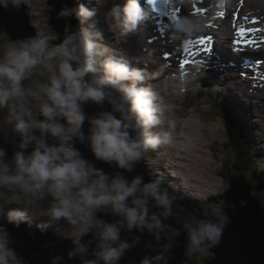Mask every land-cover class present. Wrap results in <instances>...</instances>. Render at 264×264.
Returning a JSON list of instances; mask_svg holds the SVG:
<instances>
[{
	"label": "clouds",
	"instance_id": "clouds-1",
	"mask_svg": "<svg viewBox=\"0 0 264 264\" xmlns=\"http://www.w3.org/2000/svg\"><path fill=\"white\" fill-rule=\"evenodd\" d=\"M155 3L96 0L105 8L116 45L126 43L139 22L156 12ZM193 3L178 0L185 6ZM22 5L28 6L29 0H0V8L9 11H19ZM97 14V6L65 3L55 17L64 21L62 35L40 32L23 39L0 38V140L12 150L9 157L0 146V216L15 228L22 223L31 226L29 209L47 218L42 230L65 222L71 231L63 238L73 245L67 259L78 258L80 264H119L145 232L154 238L145 244L154 254L144 255L139 264H170L174 238L181 229L186 232L185 256H203L220 244L231 222L224 211L225 200L210 198L226 190L193 191L184 184L197 201L189 211L181 203L185 197L176 185H166L163 175L148 182L143 174L131 179L124 175L132 173L150 151L169 167L173 154L198 147L199 121L170 117V106L151 82L154 74L147 67L133 66L127 49L104 43ZM166 27L173 39L185 41L207 30V18L174 17ZM132 59L145 65L153 61L152 53ZM201 67L199 61L191 68L182 63L174 77V93L196 94L199 85L194 80ZM38 73H47V79L38 81ZM89 104L101 110L90 115L85 110ZM77 144L113 172L96 167ZM169 173L178 175L171 168ZM105 215L117 219L107 222ZM169 218L181 229L167 223ZM134 229L140 235L131 243L121 239L122 231ZM14 243L7 227L0 224V264H28ZM63 260L62 255H53L50 264Z\"/></svg>",
	"mask_w": 264,
	"mask_h": 264
},
{
	"label": "water",
	"instance_id": "water-1",
	"mask_svg": "<svg viewBox=\"0 0 264 264\" xmlns=\"http://www.w3.org/2000/svg\"><path fill=\"white\" fill-rule=\"evenodd\" d=\"M49 1V16L50 26L54 30V33H63L64 21L55 19L57 13L60 11L63 4L73 6L79 4L78 0H48ZM25 9V8H24ZM24 12V13H23ZM22 15L24 21L18 22L13 17L16 11H9L0 8V19L5 25L4 30L8 33L10 39H23L25 37L34 36L36 34L35 28L31 25L30 17H28L23 10ZM15 23V24H14ZM72 24L75 27L77 21L72 20ZM105 109L109 106L105 105ZM86 112L90 115H94L101 109L89 104L85 108ZM204 121V118H200ZM85 134H87V124L85 125ZM0 146L5 147L8 151L9 157L12 155L10 145L4 144L0 140ZM77 147L81 150L85 158L92 161L98 168H102L105 172L111 173L113 169L106 163L95 161L92 153L88 148L83 145L77 144ZM224 175L227 176L229 189L226 193L219 195L214 200L224 199L225 207L224 211L230 219V223L226 225L222 240L220 244L211 249L209 252L213 254L211 260H208V264H264V212L263 208L253 196L251 187L248 184L245 176L240 172L237 166L228 168L224 167ZM137 174H143L145 182L151 180L148 172L145 169L144 161L139 162L132 173H124V175L131 179ZM246 202L245 206L240 205V201ZM181 203L191 211L197 203L187 204L184 200ZM231 205H235L232 208ZM107 222H112L114 219L110 215L102 217ZM172 227L181 229V225L177 224L173 218H169L167 221ZM29 232V231H28ZM41 232V231H40ZM140 235L135 229L131 232L122 231L121 239L131 243L135 236ZM10 236L15 241L13 247L16 249L19 255H21L26 261L31 264H50V258L53 255H62L64 260L62 264H80L79 259L68 260L67 252L73 247L71 240H68L70 244L62 246L59 240V244H48L49 240H57V237L51 236L46 238L35 233H24L18 231L15 228L11 229ZM147 242H154V238L151 234L145 232L140 236L139 243L132 249L127 250L125 257L119 262V264H139V261L144 255H152L148 248L145 247ZM178 245V246H176ZM186 251V232L181 229V235L174 238V247L172 255L174 259L170 260V264H191L190 258L185 256ZM206 263V261H204Z\"/></svg>",
	"mask_w": 264,
	"mask_h": 264
},
{
	"label": "bare ground",
	"instance_id": "bare-ground-1",
	"mask_svg": "<svg viewBox=\"0 0 264 264\" xmlns=\"http://www.w3.org/2000/svg\"><path fill=\"white\" fill-rule=\"evenodd\" d=\"M116 1L120 4H123L122 1H125V0H120V1L116 0ZM223 1L226 2L227 4L229 3V0H223ZM231 1L232 2L229 5L232 4V6H233L232 10L235 12L231 13L229 18H228V14L226 16V14L223 12H215L214 13V11L216 9H218V6L205 8V10H202V13H199L197 11H192L191 9H189L190 7L185 8L184 5L178 4L177 0L176 1L171 0V2L168 5L160 3V10H161L160 20L163 21L165 24H162L160 21H158V19H157L158 17L154 16V20H155L154 27L156 28V31H159V32L158 33L153 32V34H152L151 29H152L153 24H151L150 26H148V27H150L148 37L150 34H152L153 35L152 38L155 39L159 45H160V43L163 42V40H165L167 42V44H172V43L176 42L179 45V47H178V50H180V56L179 57H183L184 61L191 62L194 60V62H195L194 58L205 57V58H201V61L206 63L203 68L211 67L213 63L216 64L218 62H221L223 64V66H224V64L231 65L239 72V75H236V74L232 75L234 78L236 77V79H235L234 83H231L225 79V77L227 75H224L223 71L220 70L221 68L217 69L216 72L214 71L212 73V75H209V77H207L206 80L203 81L204 83L200 84L202 87L206 88L209 85L215 84L217 86L219 85L220 89H221L223 84H225L227 86H233V85L235 86V83H237V79H240V80H243L240 83L242 89H244L246 92H249V93H252L251 91H253L254 93L258 92L260 96L264 97V91L259 90V88H260L259 84L264 83V68L256 69V70L254 68V67L257 68V66H258L257 61H259V64L261 66H264V58L258 57V55L255 54V53H258V54L264 55V13L262 12V10L254 12L253 7H249V4H248L249 0H231ZM254 1L259 2V0H254ZM235 3L238 6L234 7ZM229 8H230V6H229ZM228 10L226 8V11H228ZM193 14L203 15L204 17L207 18V30L204 33H201L200 35H198L196 37L187 39V40L193 41L192 43H190V41L188 42L193 46L192 47L193 51L189 54H186L185 48H182V45L185 44L186 42L173 39L172 34H171V31H172L171 29H169L170 34L165 35V33L163 32L165 29H162V28H164V26L166 28V25L169 22H171L174 17L191 16ZM226 18H228V21L226 22V24H228L229 26L226 25L227 28L225 29V28H223V26H225V21L227 20ZM229 29H231V30H229ZM241 29H243L246 32L245 37H240L238 35V33ZM226 31H227V33H225ZM216 32L220 33L219 35H221L222 37L227 39L226 45L228 48L226 50H224L222 54H220V51L215 44L212 46H208V48H211L210 54L207 52L206 53L202 52V51H204V49H203V45L200 44V41H201L200 39L208 37L209 33H216ZM222 32H223V34H222ZM247 34H249V35H247ZM132 35L135 36L138 34L132 33ZM236 38H237V40L241 41V43H242L241 45H243V43L246 40L255 41V44L252 47L245 48L244 54L247 57L246 60H245L244 56H241V53H240V56L235 54L236 53L235 49L238 50L237 46L234 47V43H235ZM154 43H156V42H154ZM214 47H216V48H214ZM127 50L129 51V48H127ZM134 50H135V52L128 53L129 57L131 54L136 55L137 50L136 49H134ZM149 50L150 49H147V52ZM154 57L156 58V60L158 62H160V60H159L160 58H159L157 52L154 53ZM256 59H257V61H256ZM228 61H236V63L231 62L232 64H228L227 63ZM245 64H247L253 68L252 71L254 72V74H249L244 69ZM227 65H225L226 66L225 70H229V66H227ZM220 72H221V78H219ZM229 77H231V76H229ZM201 78H205V77H201ZM220 79H223L224 83L220 82ZM168 82L170 83L171 81L168 80ZM231 88L232 89L227 90L228 92L224 91V93L233 97V94L230 91H232L234 87H231ZM255 88H258V90H255ZM249 89H251V91ZM234 92L237 93V90H235ZM243 97L248 98L249 96L245 93ZM228 98L231 99L230 97H228ZM233 98L236 101H240V102L242 101L241 97H239L238 93L235 94V97H233ZM235 100H231V103L233 105L239 106V108L243 109V107L241 105H238V103ZM245 108H246V111L248 114H249L250 109H251V114L256 113V106L253 103H250V104L245 103ZM257 114H256L257 117L258 116L262 117L263 113L260 109H258ZM205 122H210L207 126L211 130V133L209 132L210 134H207V132H206V134H204V135H203V133H199L200 137L198 138V147L186 152V154L190 153V158L187 157L186 154H184V162H183L184 165H182V167L185 169L184 171L182 170L184 176L188 175L189 177H191L195 181H197L199 184H197L196 187H200V190H204L207 187V185H206V183H203V180L195 178L196 169L198 168V166H200L199 163H202V161L204 160L203 158H210V159L212 158L210 160L211 161L210 163H212L210 167L217 174L218 171H217L215 166L217 165V163L221 159V156L217 155L215 153L213 147H212V144L214 145V148H215L222 142V140L219 139V137H217V135H216V130L218 129L217 125H215V123L212 119H208ZM205 135H207L208 138H205L204 137ZM202 148L209 149L211 151V154H203ZM197 153H201L202 156H200V158H199L197 156ZM182 155H183V152H182ZM180 158H183V157L180 156ZM181 160H183V159H181ZM198 160H199V162H198ZM204 175L205 174H203V176ZM222 176L225 177L224 173H222ZM212 181L215 182L217 180L213 179ZM177 186H179V183ZM215 186L217 187L218 185L214 184V187ZM180 195H182V194L180 193ZM39 231L45 232L44 229L42 230L41 228Z\"/></svg>",
	"mask_w": 264,
	"mask_h": 264
},
{
	"label": "rangeland",
	"instance_id": "rangeland-1",
	"mask_svg": "<svg viewBox=\"0 0 264 264\" xmlns=\"http://www.w3.org/2000/svg\"><path fill=\"white\" fill-rule=\"evenodd\" d=\"M214 1H215V3L217 2L216 0H214ZM231 2L232 1L230 0V2L227 4L226 2H224L222 0V1H220V4H219V5H224L225 4L224 6L227 8V10L228 9L230 10V12L228 14V18H229L231 13L235 12V11L232 10L233 9L232 8L233 7L232 4L229 5ZM248 4H249V7H253L254 12L262 10V12L264 13V0H259V2H256L254 0H249ZM48 5H49V1L48 0H29V5L28 6L26 5V7H28L29 14L31 15V13H32V15H33L32 19H33L34 24H35L34 26H36V28L38 29L39 33L40 32H44V33L55 34L54 30L52 29V27L49 24L50 19H49V14H48V12H49V6ZM219 5H217L218 9H216L214 11V13L215 12H220L219 11V8H220ZM229 6H230V8H229ZM235 6H238V5L235 3L234 7ZM188 7L193 8L195 10L197 9V7L193 6V5L192 6H188ZM185 8H187V6H185ZM206 8H210V7L206 6ZM220 9L222 10L223 8H220ZM22 12H23V7H22L21 10L16 11V13H15V15L13 17V21L14 22H15V18H18L21 23L24 21ZM222 12L225 13L224 9L222 10ZM226 16H227V14H226ZM228 18H226L227 20L225 21V26H223V28H225V29L227 28L226 25L229 26L228 24H226V22L228 21ZM229 30H231V29H229ZM225 33H227V31ZM219 34L220 33H218V32L212 33V35H210V37L216 43V46L219 49L220 54H222L223 51L228 48L227 45H226L227 39L222 37ZM222 34H223V32H222ZM0 38L9 39L8 35L4 31V26L1 23V19H0ZM215 39L217 41H215ZM225 67L226 66H223V64L221 62H218L216 64L213 63L211 67L203 68V70L198 73V76L200 78L201 77H205L203 79V81H205L206 78L209 77V75H212V73L214 71L216 72L217 69L221 68L220 70H222L224 74L227 73L228 70H225ZM235 74L239 75V72L233 66L229 65V75H235ZM43 75H44V78L47 79V73H44ZM227 78L231 79L229 76ZM197 80H198V77L196 76V78L194 80L195 84H197ZM203 81L200 84L204 83ZM220 82H223V79H220ZM235 86L238 87V82L235 83ZM235 86L234 85L233 86H229L230 89H232L231 87H234L233 90L230 91L233 94V97H235V94H237L236 92H234L236 90ZM226 89H227V87H222V89L219 88V91L223 94V97L224 96L225 97L228 96V97L231 98L230 100H235L230 95H227V94L224 93V90H226ZM249 90L251 91V89H249ZM226 92H228V91H226ZM251 92H252V94L254 93L253 91H251ZM162 94H163V96H165L164 91H163ZM216 94H217V96L219 95V93H216ZM240 95L243 97L242 93H240ZM189 99H191V98L189 97ZM241 100L243 102L242 101L241 102L240 101H236V100L235 101L236 102H240L243 105V107H244L243 109H241V108H239V109L242 112H244L243 119H244V121H245V123L247 125V128H248L249 132H250L249 142L253 146V150L255 152V157H257L258 160L260 161V163L257 165V167L259 168L258 169V174H260V176L262 178H264V113H263L264 109L261 108L264 105V103H262V104H260V106L256 107V113L251 114V109H250L249 114H251L253 116H249L247 111H246L244 102L245 101H252V99H250V98H241ZM189 103H190L191 106L195 105V107L200 108L202 110V112H198L196 114H193V113H191L193 111V108H191V107L187 108V109H185V114L188 115L187 118H193V117H191V115H195L198 118H204L205 120L214 118L215 121L214 120L213 121H214L215 125H217V128H218L217 129L218 131L216 130V135H217V137H219V139L222 140V142L215 148H214V145L212 144V147H213L215 153L217 155L221 156L220 161L215 166L217 171H218L217 174L210 167L211 164H212V163H210L211 162L210 160L212 158L211 159L210 158H203L204 160L202 161V163H199L200 166H198V168L196 169L195 178L196 179H201V180H203V183H206L207 187L204 190L209 192V193H216L220 189H225L227 191L229 189L228 180H227L226 177H222L221 175L224 172V167L227 164V162L228 161H229V163L230 162H234L236 157L233 154V157L230 160L226 159L227 153L224 151V145H223L224 142H226L228 140V134L225 131L226 125H225V123H224V121L222 119L221 120V129L219 128V124H216V121H218L220 117H219V115L216 112L211 110V108H213V107H211L205 100L201 101V100L197 99V100L191 101ZM213 109H215V108H213ZM258 109H260L262 111V113H263L262 117H259V116L257 117ZM182 113H183V111H182ZM198 118H193V119H197L199 121V125L195 129V135H197L198 138H199L200 137L199 133H203V135H204L207 132V134H210L211 130L207 126L210 122H205L204 120L198 119ZM250 118H252L253 120H251ZM183 119L184 118L181 117L180 120H183ZM221 132L222 133L224 132V134H221ZM223 135H224V138H223ZM204 137L208 138L207 135H205ZM202 150H203V154H211V151L209 149H207V148H202ZM154 155H157V153H154ZM180 156H182V152H179L178 155H173V158L170 161L177 162L178 166L180 167L179 169H181L179 171L180 175L185 179L186 183H188V184L191 183V184L195 185V187H196V185L199 184L197 181H195L193 178L189 177L188 175L184 176V174L182 172V170L183 171L185 170L182 167V165H184L183 164L184 161L181 160L182 158H180ZM197 156L200 158V156H202V154L201 153H197ZM198 162H199V160H198ZM159 163H160V161L158 162V164ZM203 174H205V175L203 176ZM177 176H179V174ZM213 179H215L217 181L214 182V181H212ZM181 183H183V182L179 183V185H181V187L179 189L177 188V190H178L179 193L184 195V197H186L187 196L186 189L184 188V184H181ZM214 184L218 185V186L214 187ZM174 185H176V187H177L178 183H175ZM193 191H196V190H193ZM189 198L191 199L190 196H189ZM263 201H264V198H263ZM43 222H45V221H42V222L39 221L38 222V223H40L39 224V228H41L40 226L43 225ZM45 230L46 229L44 228V231ZM189 260H190L191 264H206V263H204V261L206 259L204 257H198L197 255H193L192 257H190ZM187 264H189V263H187Z\"/></svg>",
	"mask_w": 264,
	"mask_h": 264
},
{
	"label": "trees",
	"instance_id": "trees-1",
	"mask_svg": "<svg viewBox=\"0 0 264 264\" xmlns=\"http://www.w3.org/2000/svg\"><path fill=\"white\" fill-rule=\"evenodd\" d=\"M37 80L40 82H43L46 79L44 78L43 74L38 73ZM216 86L217 85L213 84V85L207 86L206 88L209 90V88L216 87ZM212 91L215 92V89H212ZM205 94H206L205 96L209 97V94L207 91L205 92ZM220 98H222L221 95H220ZM218 108H219L218 111L222 113L223 116H228L229 118L228 119L229 130L231 133L230 147H231L233 154L236 157L234 162H230L228 165L231 166V165L238 164L239 169L243 173L245 174L252 173V172L255 173V168L253 167L255 162L253 160L254 154L252 151V145L247 140V136L245 134V127L243 126L239 118H237L236 116L238 115V113H234V111L230 107H228L226 104H223V103H220L218 105ZM227 109L229 111H227ZM233 147H234V150H233ZM263 185H264V182L263 180L260 179L259 182H256L255 187L253 186V193L255 196L258 197L260 195L261 198H264V194H263L264 186Z\"/></svg>",
	"mask_w": 264,
	"mask_h": 264
},
{
	"label": "snow or ice",
	"instance_id": "snow-or-ice-1",
	"mask_svg": "<svg viewBox=\"0 0 264 264\" xmlns=\"http://www.w3.org/2000/svg\"><path fill=\"white\" fill-rule=\"evenodd\" d=\"M170 2H171V0H156V3H155V5H154L156 12H157V11H160V9H158V7H157V5H158L159 3H163V4H165V5H168ZM200 11H201V10L198 8V9H197V12H200ZM254 31H255V30H254ZM238 35H239L240 37H245V36H246V32H245L243 29H241V30L239 31ZM239 41H240V40H239ZM245 43L250 44V45L253 46V45L255 44V41H253V40H246V41L244 42V44H245ZM200 44L203 45V49H204L205 52H208V51H209V48H208V46H207V45H208V40L201 39ZM244 44H243V45H244ZM240 48H241V41L237 43V49L239 50ZM184 63L187 64L188 61H185Z\"/></svg>",
	"mask_w": 264,
	"mask_h": 264
}]
</instances>
